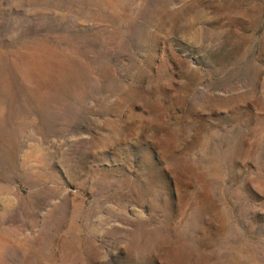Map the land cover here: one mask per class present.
Listing matches in <instances>:
<instances>
[{
    "label": "rangeland",
    "instance_id": "1",
    "mask_svg": "<svg viewBox=\"0 0 264 264\" xmlns=\"http://www.w3.org/2000/svg\"><path fill=\"white\" fill-rule=\"evenodd\" d=\"M0 264H264V0H0Z\"/></svg>",
    "mask_w": 264,
    "mask_h": 264
}]
</instances>
